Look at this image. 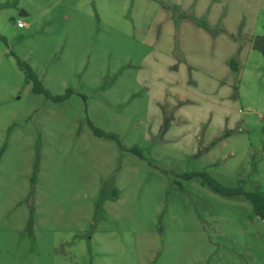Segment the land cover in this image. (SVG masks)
I'll return each instance as SVG.
<instances>
[{"label": "rangeland", "instance_id": "obj_1", "mask_svg": "<svg viewBox=\"0 0 264 264\" xmlns=\"http://www.w3.org/2000/svg\"><path fill=\"white\" fill-rule=\"evenodd\" d=\"M257 36L264 0H0V264H264L205 180L264 197Z\"/></svg>", "mask_w": 264, "mask_h": 264}, {"label": "trees", "instance_id": "obj_2", "mask_svg": "<svg viewBox=\"0 0 264 264\" xmlns=\"http://www.w3.org/2000/svg\"><path fill=\"white\" fill-rule=\"evenodd\" d=\"M18 63L24 71L25 81L27 83L29 82L33 83V91L35 93H43L45 96L48 97L49 96L48 92L41 86L39 80L37 79L33 71L31 70V68L24 62L19 61ZM229 65L232 71L238 72V69L234 64V60L231 59L229 61ZM59 99L60 98H56V100H59ZM205 180L215 192L221 195L232 196V195L244 194V196L251 202L255 215L259 217L262 221H264V197L258 195L257 193H243L240 190H228V189H225L219 186L212 180H209V179H205Z\"/></svg>", "mask_w": 264, "mask_h": 264}, {"label": "crops", "instance_id": "obj_3", "mask_svg": "<svg viewBox=\"0 0 264 264\" xmlns=\"http://www.w3.org/2000/svg\"><path fill=\"white\" fill-rule=\"evenodd\" d=\"M181 6H185V5H183V4H181ZM196 14L197 15H195V18L196 19H199V20H201V19H205V21L207 20V19H209L210 18V16L208 15H205V17L204 16H202V17H199L200 15H201V13H199V12H196ZM194 27H196L197 28V30L198 29H203V28H201L200 26H198L197 24H195V23H191ZM211 27V26H210ZM209 27V28H210ZM204 31H206L207 32V35H209V34H211V33H209L210 31H207V30H210V29H203ZM225 30H226V32L227 33H229V35L232 37V36H235V32L234 31H232V30H229V29H226L225 28ZM213 35V34H212ZM208 38V37H207ZM213 39V38H212ZM232 44V48L234 49L235 48V50L237 49V45L234 43V42H232L231 43ZM251 45L253 44V41H251V43H250ZM247 46H249L247 43H245L244 45H243V47H245V48H247ZM231 60V59H230Z\"/></svg>", "mask_w": 264, "mask_h": 264}, {"label": "water", "instance_id": "obj_4", "mask_svg": "<svg viewBox=\"0 0 264 264\" xmlns=\"http://www.w3.org/2000/svg\"><path fill=\"white\" fill-rule=\"evenodd\" d=\"M252 49L261 53L264 59V37L257 36L253 40Z\"/></svg>", "mask_w": 264, "mask_h": 264}, {"label": "built area", "instance_id": "obj_5", "mask_svg": "<svg viewBox=\"0 0 264 264\" xmlns=\"http://www.w3.org/2000/svg\"><path fill=\"white\" fill-rule=\"evenodd\" d=\"M16 25H17L18 28H23V27H25V24H24L23 22H21V21H17V22H16Z\"/></svg>", "mask_w": 264, "mask_h": 264}]
</instances>
